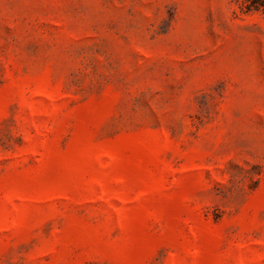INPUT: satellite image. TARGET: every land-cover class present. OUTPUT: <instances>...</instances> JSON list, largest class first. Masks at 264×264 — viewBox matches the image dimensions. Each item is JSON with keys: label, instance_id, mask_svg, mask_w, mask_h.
<instances>
[{"label": "rangeland", "instance_id": "obj_1", "mask_svg": "<svg viewBox=\"0 0 264 264\" xmlns=\"http://www.w3.org/2000/svg\"><path fill=\"white\" fill-rule=\"evenodd\" d=\"M0 264H264V0H0Z\"/></svg>", "mask_w": 264, "mask_h": 264}]
</instances>
